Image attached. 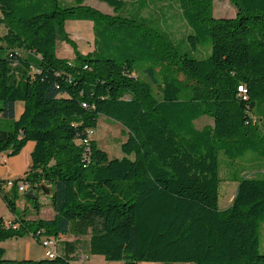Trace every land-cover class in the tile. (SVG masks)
<instances>
[{"label": "trees", "instance_id": "1", "mask_svg": "<svg viewBox=\"0 0 264 264\" xmlns=\"http://www.w3.org/2000/svg\"><path fill=\"white\" fill-rule=\"evenodd\" d=\"M104 1L112 13L85 0H0V153L35 141L25 175L0 179L15 215L0 216V241L76 239L54 258L8 259L0 247V264H76L85 236L90 255L124 264H264V176L236 169L248 153L264 160V0H231L233 16H216L214 0H138L134 10L128 0ZM157 1L179 4L190 27L183 38L144 15ZM68 19L93 21L92 50L79 49ZM62 41L74 57L58 54ZM101 115L128 130L121 158L89 136ZM203 116L213 123L198 128ZM3 118L13 120L9 129ZM221 154L238 182L226 209ZM42 183L56 213L28 218L18 200L39 213Z\"/></svg>", "mask_w": 264, "mask_h": 264}, {"label": "rangeland", "instance_id": "2", "mask_svg": "<svg viewBox=\"0 0 264 264\" xmlns=\"http://www.w3.org/2000/svg\"><path fill=\"white\" fill-rule=\"evenodd\" d=\"M70 2V0H64ZM129 10H134V6L138 0H128ZM85 3L95 6L104 12H113V7L104 0H85ZM127 10V11H129ZM237 7L231 0H214V14L216 16H233L236 14ZM128 13V12H126ZM143 13L146 16L152 17L163 26H165L176 39L183 38L186 33L189 32L190 27L188 22L182 15V11L177 2L157 1L149 3L144 9ZM67 30L70 35L77 41L78 47L83 52H88L94 48V30L93 23L89 19H68L66 23ZM6 32V26L0 20V36ZM211 51V45L208 47H201L195 55H206ZM20 52L24 54V51L20 49ZM58 54L67 57H74L73 46L62 41L58 46ZM258 119V115L255 116ZM13 120L10 118H3L1 127L3 129H9L10 123ZM213 123V119L209 116H203L196 120V126L198 128L203 127L205 124ZM91 139L96 140L98 146L107 151L110 158H121L125 154L122 151L121 145L128 138V130L118 121L108 118L105 115L99 117L98 126L94 129V132L90 136ZM133 157V156H132ZM222 168L221 176L223 181L220 185V198L219 207L221 209L228 208L233 201L236 194L238 182L231 179L232 167L228 164L223 154H221ZM236 169H239L240 176H264V160L258 159L252 153H248L243 159L237 161ZM24 197H21L22 199ZM40 200L42 201V214L38 213L31 201L23 199L26 203V209L28 216L31 219L37 217L52 218L56 210L52 204L51 197L44 192L40 193ZM25 208L19 209L23 212ZM260 236V251L264 253V221L259 225ZM89 236L82 237V242L79 245L78 253L74 256V262L76 264H124L123 261H108L103 255H91L87 250V239ZM16 239V238H13ZM13 239L8 241H0V247L6 249L5 257L13 259L15 253L18 250V246ZM76 240L74 236H64L63 240L59 244V253L63 252L64 241ZM37 254L41 256L45 253L44 248L36 242ZM79 255H83L80 259ZM90 257V259H89ZM139 264H163L160 262H141ZM174 264H186V263H174Z\"/></svg>", "mask_w": 264, "mask_h": 264}, {"label": "crops", "instance_id": "3", "mask_svg": "<svg viewBox=\"0 0 264 264\" xmlns=\"http://www.w3.org/2000/svg\"><path fill=\"white\" fill-rule=\"evenodd\" d=\"M90 22L93 23V21L91 20ZM23 111H24V102L18 101L16 104V118L20 117ZM34 147H35V141L30 140L27 142V144L22 149V151L17 155L11 156L7 151L0 153V179L13 180L17 177H21L25 175V173L29 170L32 162L31 154L32 151L34 150ZM10 189H11V184L5 186L6 192H9ZM23 199L24 198L18 200L17 205L19 209L26 208V203L23 201ZM42 209L43 206L39 212L40 215L42 214ZM0 216L3 217L6 222L13 221L15 219V215H13L12 212L9 210L6 203L3 201L1 195H0ZM13 240L15 241V244L18 246V250L15 253H13L14 255L13 259H17V260L39 259L45 257V253L41 256H38L37 254L38 252L36 248V242L38 241L32 235H27L25 237L16 238ZM38 244L40 243L38 242ZM77 253H75V255ZM79 258L82 259L83 255H79Z\"/></svg>", "mask_w": 264, "mask_h": 264}, {"label": "built area", "instance_id": "4", "mask_svg": "<svg viewBox=\"0 0 264 264\" xmlns=\"http://www.w3.org/2000/svg\"><path fill=\"white\" fill-rule=\"evenodd\" d=\"M239 90L242 91V86L239 87ZM94 132V129L89 130V136ZM28 185L24 183L20 184V191H27ZM63 235L60 236H43L41 245L44 248L45 256L49 258H54L59 253V244L63 240Z\"/></svg>", "mask_w": 264, "mask_h": 264}, {"label": "water", "instance_id": "5", "mask_svg": "<svg viewBox=\"0 0 264 264\" xmlns=\"http://www.w3.org/2000/svg\"><path fill=\"white\" fill-rule=\"evenodd\" d=\"M42 190L43 192L46 194V195H49L51 196V186L48 185L47 183H42ZM26 197L27 198H30V199H33L34 198V195H33V190H29L27 193H26Z\"/></svg>", "mask_w": 264, "mask_h": 264}]
</instances>
